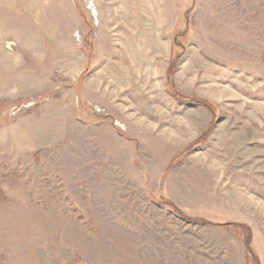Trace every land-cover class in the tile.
Returning <instances> with one entry per match:
<instances>
[{"label": "rangeland", "instance_id": "374dc122", "mask_svg": "<svg viewBox=\"0 0 264 264\" xmlns=\"http://www.w3.org/2000/svg\"><path fill=\"white\" fill-rule=\"evenodd\" d=\"M0 264H264V0H0Z\"/></svg>", "mask_w": 264, "mask_h": 264}, {"label": "trees", "instance_id": "16d2710c", "mask_svg": "<svg viewBox=\"0 0 264 264\" xmlns=\"http://www.w3.org/2000/svg\"><path fill=\"white\" fill-rule=\"evenodd\" d=\"M169 70V69H168ZM167 75V74H166ZM166 77H169V75H167ZM167 79V78H166ZM166 82H167V80H166ZM170 92H171V89H170ZM173 95H174V93H173ZM177 97V99H179V101L180 102H183V103H185V104H189V103H191V104H194V105H202V106H204L205 108H208L209 110H212L211 108H210V106L207 104V103H204V102H202V101H193L192 100V98H187V97H183V96H179V95H177L176 96ZM204 135H200L196 140H195V143L197 144V143H200L198 140H199V138H202V139H204L205 137H203ZM194 144H190V145H188V146H186L185 147V149H183L182 150V152L183 151H188V150H190V148L193 146Z\"/></svg>", "mask_w": 264, "mask_h": 264}]
</instances>
